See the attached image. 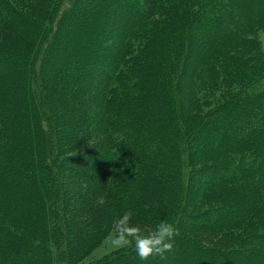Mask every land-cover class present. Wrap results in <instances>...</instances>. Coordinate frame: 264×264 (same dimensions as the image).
Instances as JSON below:
<instances>
[{
    "label": "trees",
    "instance_id": "obj_1",
    "mask_svg": "<svg viewBox=\"0 0 264 264\" xmlns=\"http://www.w3.org/2000/svg\"><path fill=\"white\" fill-rule=\"evenodd\" d=\"M261 31L264 0H0V264H264ZM128 210L166 258L83 262Z\"/></svg>",
    "mask_w": 264,
    "mask_h": 264
},
{
    "label": "clouds",
    "instance_id": "obj_2",
    "mask_svg": "<svg viewBox=\"0 0 264 264\" xmlns=\"http://www.w3.org/2000/svg\"><path fill=\"white\" fill-rule=\"evenodd\" d=\"M133 215L128 210L114 220L113 244L120 248L131 247L142 261L155 256L165 259V253L171 252L174 247L178 229L167 220H162L153 231L145 232L140 225L132 223Z\"/></svg>",
    "mask_w": 264,
    "mask_h": 264
},
{
    "label": "rangeland",
    "instance_id": "obj_3",
    "mask_svg": "<svg viewBox=\"0 0 264 264\" xmlns=\"http://www.w3.org/2000/svg\"><path fill=\"white\" fill-rule=\"evenodd\" d=\"M258 38L261 40V47L264 50V31H261L258 33ZM8 83L9 82H7V84ZM10 120L13 123L12 113H11ZM62 129H63V127H62ZM63 131H65V130L63 129ZM61 133H62V131H61ZM68 203H69V201H68ZM113 235H114V231L110 232L105 237V239L102 241V243L98 247H96L86 258H84L83 262H91L92 260H96L99 257H101V256L111 252L112 250L118 248L113 244Z\"/></svg>",
    "mask_w": 264,
    "mask_h": 264
}]
</instances>
